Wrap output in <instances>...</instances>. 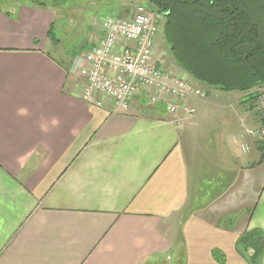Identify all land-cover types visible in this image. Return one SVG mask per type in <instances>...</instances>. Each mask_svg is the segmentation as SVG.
<instances>
[{
    "label": "crops",
    "instance_id": "crops-1",
    "mask_svg": "<svg viewBox=\"0 0 264 264\" xmlns=\"http://www.w3.org/2000/svg\"><path fill=\"white\" fill-rule=\"evenodd\" d=\"M56 12L29 5L0 12V264H157L179 243L184 264H220L213 251L224 264H251L256 250L254 264H264V162L247 135L264 126L263 96L214 91L171 62V72L207 92L187 102L196 115L177 119L143 94L126 111L106 96L103 107L89 105L80 69L103 28L99 39L80 36L79 49L75 40L62 52L48 37ZM20 107L30 115L18 117ZM41 117L60 126L45 134ZM212 119L223 127L216 141L250 139L254 151L241 142L247 164L207 170L213 184L201 183L191 197L186 149L195 134L207 136ZM221 184L228 190L203 193ZM195 202L210 204L191 212Z\"/></svg>",
    "mask_w": 264,
    "mask_h": 264
},
{
    "label": "trees",
    "instance_id": "trees-1",
    "mask_svg": "<svg viewBox=\"0 0 264 264\" xmlns=\"http://www.w3.org/2000/svg\"><path fill=\"white\" fill-rule=\"evenodd\" d=\"M18 1L43 9L70 12L89 0H0V12L7 11L4 7H18ZM146 2L148 11L163 17V41L171 59L190 78L214 91L251 92L250 101L262 96L260 92L252 91L264 88V0ZM54 28L55 22L51 24L48 37L53 46L59 47L62 41ZM257 148L261 153L258 164H262L264 144L259 143ZM226 186L221 184L216 188L212 185L203 193L214 197L218 191L228 190ZM207 204L198 205L207 207ZM190 205L191 212L198 209L197 202ZM228 222L231 221L223 224ZM254 252L248 256L251 264L258 255L257 250ZM212 253L218 263L224 264L222 253Z\"/></svg>",
    "mask_w": 264,
    "mask_h": 264
},
{
    "label": "built area",
    "instance_id": "built-area-1",
    "mask_svg": "<svg viewBox=\"0 0 264 264\" xmlns=\"http://www.w3.org/2000/svg\"><path fill=\"white\" fill-rule=\"evenodd\" d=\"M163 17L145 6H137L126 17H107L104 36L84 55L80 76L84 79L83 98L87 104L103 107L106 96L118 110L126 111L137 96L145 95L152 104L164 103L169 115L191 116L195 109L187 102L204 99L207 92L175 73L160 68L154 60L162 33ZM263 102H264V93ZM247 135L264 144V127L247 130ZM245 150L249 147L245 145Z\"/></svg>",
    "mask_w": 264,
    "mask_h": 264
},
{
    "label": "rangeland",
    "instance_id": "rangeland-1",
    "mask_svg": "<svg viewBox=\"0 0 264 264\" xmlns=\"http://www.w3.org/2000/svg\"><path fill=\"white\" fill-rule=\"evenodd\" d=\"M18 5H28V4H20V2H17ZM146 0H89L86 1L85 5H81L80 7H75L76 9L69 12L68 11H61L56 12V22H55V34H57V37L61 39L62 43L58 49L60 51H70L73 49L74 46L71 45L75 42V40H78V49L82 46V40L84 36L86 38H90L93 40H96L98 37H100L99 33L97 32L99 28H103V23L107 17L113 16V17H126L130 15V11H133L137 6L141 5H147ZM31 6V4H29ZM32 7V6H31ZM34 7V6H33ZM120 8L122 10H120ZM3 9L8 11H13L15 7H4ZM85 20H83V18ZM92 21L88 24V22ZM91 26V29L89 26ZM97 34L99 35L97 37ZM162 34V33H161ZM160 34V38L157 43V51L155 53L154 60L157 63H161L160 66H165V71H170L171 67L169 66L170 63H174L173 59H171L170 51L166 47V43L163 41V35ZM81 36V38H79ZM104 36V35H103ZM97 37V38H96ZM99 39V38H98ZM80 41V42H79ZM102 41V37L101 40ZM99 41V42H100ZM98 42V43H99ZM97 43V44H98ZM75 48V49H77ZM91 51V50H90ZM88 51V52H90ZM87 52V53H88ZM66 54V53H65ZM86 54V53H85ZM175 64V63H174ZM171 72V71H170ZM174 73V72H172ZM260 93H264V88L260 90ZM208 96V95H207ZM207 99V98H206ZM205 99V100H206ZM208 101V100H206ZM201 103V101H199ZM250 104V103H249ZM249 104L243 105L242 109L245 111H249ZM263 109L264 106L260 105V109ZM209 109V108H208ZM198 110V109H197ZM244 111V112H245ZM197 112L195 113V115ZM213 116V115H211ZM185 119V118H184ZM187 120V119H185ZM209 121V120H208ZM213 119L211 122V125L208 127L210 130H208V134L200 133L201 135L198 137L197 134H195L192 137V142L189 143V149L187 148L186 151L188 153V158L190 162V182H191V197L192 192H196L200 188L201 183H208L213 184V175L214 172L211 171V175L207 172L209 169H224L225 171H234L236 169L241 168L240 166H244L247 164L246 162H242V159L246 156H248V153H244L240 146L243 144L248 143L250 147L253 149V144L250 142V139L242 138L240 143L234 142L233 139L234 135L236 134V130L241 129V126L243 125L242 120L239 118L235 120L234 125L235 129H230L228 131V136H233L232 143L230 140L226 139H217V130H222V126L220 124L213 126ZM255 126L252 124L250 125V128H254ZM264 127V126H263ZM243 129H241V132L243 133ZM238 133V131H237ZM238 138V137H237ZM219 145H217V143ZM216 143V144H215ZM193 145V146H192ZM255 145V144H254ZM254 151V149L252 150ZM208 189V188H207ZM197 193V192H196ZM198 194V193H197ZM197 196V195H196ZM196 196L193 198L195 199ZM183 216H180L179 221L182 222ZM180 228V226L178 227ZM167 230V229H166ZM184 251L180 250V243L178 246H176L173 251H171L168 254V257L165 258H159L157 261V264H184Z\"/></svg>",
    "mask_w": 264,
    "mask_h": 264
},
{
    "label": "clouds",
    "instance_id": "clouds-1",
    "mask_svg": "<svg viewBox=\"0 0 264 264\" xmlns=\"http://www.w3.org/2000/svg\"><path fill=\"white\" fill-rule=\"evenodd\" d=\"M16 115L18 117H28L30 115V111L26 107H20L17 109ZM60 120L57 117H52L48 119L47 117H41L39 121V128L41 132L47 134L51 131L52 128H56L60 126Z\"/></svg>",
    "mask_w": 264,
    "mask_h": 264
},
{
    "label": "bare ground",
    "instance_id": "bare-ground-1",
    "mask_svg": "<svg viewBox=\"0 0 264 264\" xmlns=\"http://www.w3.org/2000/svg\"><path fill=\"white\" fill-rule=\"evenodd\" d=\"M98 44H99V43H98ZM96 45H97V44H96ZM156 63H157V62H156ZM158 64H159V63H157V66H158ZM158 67H159V66H158ZM160 67H161V66H160ZM160 67H159V68H160ZM100 98H101V97H100ZM104 98H105V96H104ZM101 99H102V98H101ZM157 104H159V103H157ZM257 143H258V142H257Z\"/></svg>",
    "mask_w": 264,
    "mask_h": 264
}]
</instances>
